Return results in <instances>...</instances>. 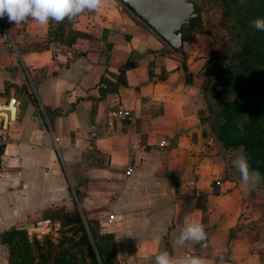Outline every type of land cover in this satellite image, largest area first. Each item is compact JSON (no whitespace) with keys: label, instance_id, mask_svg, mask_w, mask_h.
I'll use <instances>...</instances> for the list:
<instances>
[{"label":"crops","instance_id":"crops-1","mask_svg":"<svg viewBox=\"0 0 264 264\" xmlns=\"http://www.w3.org/2000/svg\"><path fill=\"white\" fill-rule=\"evenodd\" d=\"M47 29L0 18V233L51 223L48 209H77L113 235L119 264H155L163 251L264 264L249 189L227 181L200 140L197 75L210 37L192 32L176 53L118 0L78 16L72 30L83 35L71 45ZM12 97L15 117L5 123ZM121 110L131 120L110 114ZM194 221L207 240L173 248ZM0 264H8L2 243Z\"/></svg>","mask_w":264,"mask_h":264},{"label":"rangeland","instance_id":"rangeland-1","mask_svg":"<svg viewBox=\"0 0 264 264\" xmlns=\"http://www.w3.org/2000/svg\"><path fill=\"white\" fill-rule=\"evenodd\" d=\"M192 1L199 10L201 26L209 30L211 39L205 67L197 75L200 83L197 103L200 140L206 154L223 170L222 176L227 181L242 183L240 173L231 163L234 158L232 152L241 148L248 157L250 170L259 171L264 178V106L260 105L262 97L257 88V84L264 85L261 79L264 69V31L257 32L251 27L253 20L264 18V0ZM192 32L203 34L197 29L184 30V39L187 40ZM246 43L253 44L251 46L256 47V50H247ZM42 46L38 44L35 47ZM206 75H211V78L207 90L203 92L201 85ZM249 191L254 215L258 216L259 226H263L264 241V179L256 190ZM80 214L97 254L92 233L100 234L99 225L94 223V218L87 219L83 213ZM26 231L31 241L36 238L43 242L45 249L48 248L44 240L49 239L53 244L50 251L63 248L60 244L68 247L80 242L72 249L80 264H89L90 258L85 245L81 243V231L72 217L60 212L51 223L46 222L42 228Z\"/></svg>","mask_w":264,"mask_h":264},{"label":"trees","instance_id":"trees-1","mask_svg":"<svg viewBox=\"0 0 264 264\" xmlns=\"http://www.w3.org/2000/svg\"><path fill=\"white\" fill-rule=\"evenodd\" d=\"M197 12L199 11L196 7ZM75 22V21H74ZM74 22H70L67 19L57 24L53 21H50L48 24V39H54L61 43H65L67 45H71L75 39L83 34H80L74 30H72V26ZM190 31H195L203 34H210L208 29H205L201 26V22L199 17L195 18L192 22ZM186 27H183L184 30H189ZM258 32V30H255ZM183 34V41L184 39ZM251 49H249V47ZM253 44L246 43L245 47L247 50L255 51L256 47L251 46ZM128 68V64H124L120 67V73L118 76V84H124V73ZM183 68L186 71V76L189 77L191 75L185 62H183ZM261 76L264 80V69H262ZM211 75H206L203 78V82L201 85V89L205 92L208 88L209 81ZM230 79V78H229ZM102 83L108 84L109 82H105L102 80ZM258 94L262 97L259 102L260 105L264 106V85L257 84ZM105 93L102 91V96ZM5 142L0 141V168H1V155L4 153ZM62 212L66 217H72L73 221L78 224V230L81 231L82 242L85 245L86 253L90 258L89 264H119L116 258V250H115V242L114 237L110 233H100L99 235L95 232L92 233L94 239V245L97 248V254L94 252V247L91 243L87 230L83 224L82 217L80 212L75 209L73 211H65L63 208H52L43 212V216L46 219L55 220L58 217V213ZM47 244V248L45 249L43 246V242L37 240L36 238H32L30 240L28 233L26 230L21 228H10L0 233V243L6 245L8 249V264H80L76 253L72 248L76 247L80 242H75L73 245L64 247L60 244L58 251H50V247H52V243L49 239L44 240ZM36 253V255H35ZM99 258H98V256Z\"/></svg>","mask_w":264,"mask_h":264},{"label":"clouds","instance_id":"clouds-1","mask_svg":"<svg viewBox=\"0 0 264 264\" xmlns=\"http://www.w3.org/2000/svg\"><path fill=\"white\" fill-rule=\"evenodd\" d=\"M103 0H0V18L7 16L10 22L16 25L35 21L41 27L47 26L50 21L57 24L66 19L74 22L78 16L87 11H99ZM251 27L264 31V18H257L251 22ZM234 157L232 166L240 173L242 183L250 190H256L262 178L259 171L250 170L248 157L243 148L232 152ZM204 225L198 222L186 224L179 231L173 241V248L186 244H201L207 240ZM155 264H210V261L192 254L180 258L171 256L167 251L160 252L155 257Z\"/></svg>","mask_w":264,"mask_h":264},{"label":"water","instance_id":"water-1","mask_svg":"<svg viewBox=\"0 0 264 264\" xmlns=\"http://www.w3.org/2000/svg\"><path fill=\"white\" fill-rule=\"evenodd\" d=\"M133 16L149 28L174 52L180 53L183 47V27L191 28L198 17L192 0H118ZM15 98L9 100L4 114L5 123L15 117ZM42 226V222L23 224L19 228L29 230Z\"/></svg>","mask_w":264,"mask_h":264},{"label":"built area","instance_id":"built-area-1","mask_svg":"<svg viewBox=\"0 0 264 264\" xmlns=\"http://www.w3.org/2000/svg\"><path fill=\"white\" fill-rule=\"evenodd\" d=\"M3 37L7 38L8 34L6 32H3ZM110 114L112 116H120L122 118H125L127 120H131V113L129 111H125V110H121V111H111ZM93 136H96V133H92ZM165 145L164 142L161 143V146ZM132 173V166L130 164H128L126 166V174L130 175ZM115 222V217L113 215L108 216L105 224L108 225H112ZM106 226V227H107Z\"/></svg>","mask_w":264,"mask_h":264},{"label":"bare ground","instance_id":"bare-ground-1","mask_svg":"<svg viewBox=\"0 0 264 264\" xmlns=\"http://www.w3.org/2000/svg\"><path fill=\"white\" fill-rule=\"evenodd\" d=\"M43 227V224H42V226L41 227H38V228H42ZM42 231V230H41Z\"/></svg>","mask_w":264,"mask_h":264}]
</instances>
